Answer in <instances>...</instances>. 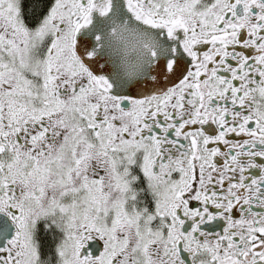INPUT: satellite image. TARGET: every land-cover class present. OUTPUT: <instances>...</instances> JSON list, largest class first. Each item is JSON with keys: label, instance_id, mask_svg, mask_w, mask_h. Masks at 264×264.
Segmentation results:
<instances>
[{"label": "snow or ice", "instance_id": "obj_1", "mask_svg": "<svg viewBox=\"0 0 264 264\" xmlns=\"http://www.w3.org/2000/svg\"><path fill=\"white\" fill-rule=\"evenodd\" d=\"M0 264H264V0H0Z\"/></svg>", "mask_w": 264, "mask_h": 264}]
</instances>
